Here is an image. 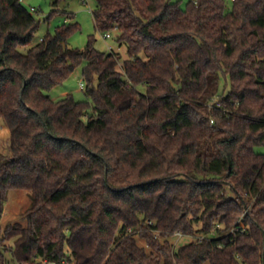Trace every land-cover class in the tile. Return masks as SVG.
<instances>
[{"label": "trees", "instance_id": "1", "mask_svg": "<svg viewBox=\"0 0 264 264\" xmlns=\"http://www.w3.org/2000/svg\"><path fill=\"white\" fill-rule=\"evenodd\" d=\"M92 13L127 58L70 47L78 22L34 42L31 7L0 0V224L10 189L32 198L0 264H264V0ZM82 64L87 99H53Z\"/></svg>", "mask_w": 264, "mask_h": 264}, {"label": "rangeland", "instance_id": "2", "mask_svg": "<svg viewBox=\"0 0 264 264\" xmlns=\"http://www.w3.org/2000/svg\"><path fill=\"white\" fill-rule=\"evenodd\" d=\"M56 0H23V4L30 8L35 7L36 11H33L34 16L40 22L39 29L35 36V41L38 42L42 37L46 35L48 31L54 32L55 27L64 21L67 22H78L80 24V29L77 30L71 38L69 39L70 47H79L84 48L88 42L90 35L96 36L95 47L102 51H118L120 52L122 59L128 57L127 47L125 45L119 46L116 37L118 35L117 31L110 32V36L107 37L105 34L97 31L94 16L92 13L93 8L96 5V0H58V5H55ZM180 2L184 7L189 0H174ZM60 9L58 13H52L53 9ZM71 15V17L69 16ZM84 64L77 66L72 75L62 84L48 93L53 99H59L65 96L68 93L73 94L75 99L84 100L87 99L82 78V68ZM119 69H122V62H120ZM141 89L144 90V87L141 86ZM9 136L10 130L4 124H0V148L4 152L9 150ZM258 151L264 152V146L257 148ZM32 198L30 192L25 189H10L8 192V200L5 203V210L1 219V233L4 228L9 223L21 222L23 225H26L25 220H21V214L30 206ZM200 226V224H196ZM194 238L191 236H182L172 237V242L176 248L179 246L191 242ZM14 243L13 239L0 240V249L4 247H12ZM7 257L12 259V254L8 250L6 252ZM41 260L38 259L37 262ZM11 264H18L16 261L11 260ZM66 264H70L69 261H66ZM73 264V262H72Z\"/></svg>", "mask_w": 264, "mask_h": 264}, {"label": "built area", "instance_id": "3", "mask_svg": "<svg viewBox=\"0 0 264 264\" xmlns=\"http://www.w3.org/2000/svg\"><path fill=\"white\" fill-rule=\"evenodd\" d=\"M31 11L33 12V11H36V8L35 7H31ZM107 37H109L110 36V32H108V33H106L105 34ZM82 86H84V84H81ZM175 236H177V237H182V236H191V235H185V234H183L181 231H177L176 233H175ZM41 260V262L42 263H44V264H55L54 262H50V261H48L47 259H40ZM63 264H66V261H63Z\"/></svg>", "mask_w": 264, "mask_h": 264}]
</instances>
